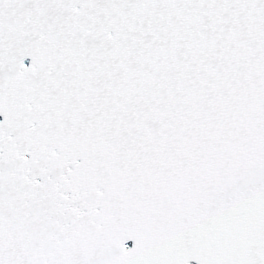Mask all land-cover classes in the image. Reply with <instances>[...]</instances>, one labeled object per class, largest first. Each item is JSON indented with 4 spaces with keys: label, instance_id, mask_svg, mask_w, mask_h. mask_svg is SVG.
Listing matches in <instances>:
<instances>
[{
    "label": "snow or ice",
    "instance_id": "1",
    "mask_svg": "<svg viewBox=\"0 0 264 264\" xmlns=\"http://www.w3.org/2000/svg\"><path fill=\"white\" fill-rule=\"evenodd\" d=\"M0 264H264V0H0Z\"/></svg>",
    "mask_w": 264,
    "mask_h": 264
}]
</instances>
